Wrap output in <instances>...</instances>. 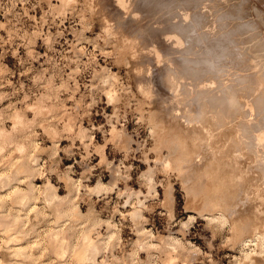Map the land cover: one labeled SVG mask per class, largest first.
Instances as JSON below:
<instances>
[{"label": "rangeland", "instance_id": "1", "mask_svg": "<svg viewBox=\"0 0 264 264\" xmlns=\"http://www.w3.org/2000/svg\"><path fill=\"white\" fill-rule=\"evenodd\" d=\"M262 20L0 0V264H264Z\"/></svg>", "mask_w": 264, "mask_h": 264}, {"label": "bare ground", "instance_id": "2", "mask_svg": "<svg viewBox=\"0 0 264 264\" xmlns=\"http://www.w3.org/2000/svg\"><path fill=\"white\" fill-rule=\"evenodd\" d=\"M203 2H204V1H203ZM240 2H241V1H240ZM219 4H220V3H219ZM234 4H235V3H234ZM240 4H241V3H240ZM218 6H219V5H218ZM220 6H221V5H220ZM200 7H201V6H200ZM202 7H203V6H202ZM240 7H241V6H240ZM219 8H220V7H219ZM238 8H239V7H238ZM255 8H256V7H255ZM255 8H254V9H255ZM225 9H226V8H225ZM202 10H203V9H202ZM217 10H218V9H217ZM233 10H234V9H233ZM251 11H252V10H251ZM255 11H256V10H255ZM190 12H191V11H190ZM227 12H228V11H227ZM236 12H237V11H236ZM257 12H258V13H257L256 16H257V17H258V15L261 16V14H259V11H257ZM225 13H226V12H225ZM255 13H256V12H255ZM217 15H218V14H217ZM225 15H226V14H225ZM227 15H228V14H227ZM237 16H238V15H237ZM203 17H204V15H203ZM215 17H216V16H215ZM227 17H228V16H227ZM212 18H213V17H212ZM258 18H259V17H258ZM235 19H236V18H235ZM237 19H238V18H237ZM253 19H254V18H253ZM189 21H190V20H189ZM191 21H192V20H191ZM213 21H214V20H213ZM242 21H243V20H242ZM262 21H264V20H262ZM191 23H192V22H191ZM209 23H210V22H209ZM211 23H212V20H211ZM236 23H237V22H236ZM242 23H243V22H242ZM194 24H195V23H194ZM225 24H226V23H225ZM230 24H231V23H230ZM195 25H196V24H195ZM242 25H243V24H242ZM212 26H213V25H212ZM200 27H201V26H200ZM221 27H222V25H221ZM236 27H237V26H236ZM249 27H250V26H249ZM208 28H209V27H208ZM241 28H242V27H241ZM244 28H245V27H244ZM214 29H216V28H214ZM248 29H249V28H248ZM205 30H206V29H205ZM207 30H208V29H207ZM228 30H229V29H228ZM243 30H244V29H243ZM256 30H257V29H256ZM192 32H193V31H192ZM222 32H223V30H222ZM241 32H242V31H241ZM244 33H245V32H244ZM216 34H217V33H216ZM218 35H219V34H218ZM249 35H250V34H249ZM215 36H216V35H215ZM261 36H262V35H261ZM192 37H193V36H192ZM201 38H202V37H201ZM214 38H215V37H214ZM253 38H254V37H253ZM205 40H206V39H205ZM237 40H238V39H237ZM203 41H204V40H203ZM203 41H201V42H203ZM252 42H253V41H252ZM248 45H249V44H248ZM195 46H196V45H195ZM205 46H206V45H205ZM229 46L231 47V45H229ZM206 47H207V46H206ZM206 47H205V48H206ZM196 49H197V48H196ZM207 49H208V47H207ZM234 50H235V49H234ZM208 51H209V50H208ZM194 54H195V53H194ZM208 55H209V54H208ZM210 56H211V55H210ZM261 56H262V55H261ZM230 57H231V56H230ZM262 57H264V56H262ZM195 58H196V57H195ZM226 58H227V57H226ZM226 58H225V59H226ZM230 59H231V58H230ZM213 60H214V59H213ZM223 60H224V59H223ZM207 61H208V60H207ZM211 61H212V60H211ZM211 61H210V62H211ZM229 61H230V60H229ZM254 61H255V60H254ZM212 62H213V61H212ZM198 64H199V63H198ZM212 64H213V63H212ZM201 65H202V64H201ZM210 65H211V64H210ZM191 67H192V66H191ZM205 67H206V66H205ZM194 69H195V68H194ZM204 70H205V69H204ZM255 70H256V69H255ZM201 71H202V70H201ZM205 71H206V70H205ZM207 71H208V70H207ZM207 71L205 72L206 75H208V74H207ZM231 71H232V70H231ZM202 72H203V71H202ZM199 73H200V72H199ZM221 73H222V72H221ZM233 73H234V72H233ZM259 73H260V72H259ZM199 75H200V74H199ZM214 75H215V74H214ZM191 76H192V75H191ZM211 76H213V74H211ZM219 76H220V75H219ZM225 76H226V75H225ZM230 76H231V75H230ZM191 78H192V77H191ZM212 78H213V77H212ZM201 79H202V78H201ZM212 80H213V79H212ZM215 80H216V79H215ZM234 80H235V78H234ZM258 80H259V79H258ZM192 81H193V80H192ZM200 81H201V80H200ZM209 81H210V80H209ZM224 81H225V80H224ZM197 82H198V81H197ZM210 82H211V81H210ZM216 82H217V81H216ZM227 82H228V81H227ZM230 82H231V81H230ZM230 82H229V84H230ZM232 82H233V81H232ZM191 83H192V82H191ZM203 83H204V82H203ZM208 83H209V82H208ZM260 83H261V82H260ZM201 85H203V84H201ZM208 85H209V84H208ZM225 85H226V84H225ZM243 85H244V84H243ZM245 85H246V84H245ZM194 86H195V85H194ZM194 86H193V87H194ZM233 86H234V85H233ZM250 86H251V85H250ZM207 87H208V86H207ZM210 87H211V86H210ZM215 87H216V86H215ZM248 87H249V86H248ZM202 88H203V87H202ZM219 88H220V87H219ZM229 88H230V87H229ZM231 88H232V87H231ZM261 88H262V87H261ZM216 89H217V88H216ZM233 89H234V87H233ZM209 90H210V89H209ZM209 90H208V91H209ZM219 90H220V89H219ZM227 90H228V89H227ZM249 90H250V89H249ZM255 90H256V89H255ZM217 91H218V90H217ZM231 91H232V90H231ZM262 91H264V90H262ZM202 92H203V91H202ZM254 92H255V91H254ZM199 93H200V91H199ZM209 93H210V92H209ZM205 94H206V93H205ZM253 94H254V93H253ZM216 95H217V94H216ZM245 95H247V93H246ZM211 97H212V96H211ZM214 97H215V95H214ZM220 97H221V95H220ZM252 98H253V97H252ZM211 99H212V98H211ZM253 99H255V98H253ZM220 101H221V100H220ZM261 101H262V100H261ZM217 105H218V104H217ZM253 107H254V106H253ZM252 109H253V108H252ZM250 125H251V124H250ZM261 129H262V128H261ZM262 131H264V129H262ZM262 131H261V132H262ZM262 133H264V132H262ZM262 133H261V134H262ZM261 134H259V136H260ZM255 136H256V135H255ZM262 136H264V135H261L260 138H261ZM262 138H264V137H262ZM262 141H264V140H262ZM256 142H257V141H256ZM258 142H259V141H258ZM262 143H264V142H262ZM261 145H262V144H261ZM261 145H260V146H261ZM261 147H262V146H261ZM52 187H53V186H52ZM54 188L56 189V187H54ZM46 189H47V188H46ZM15 192H17V191H15ZM17 193H18V192H17ZM48 194H49V193H48ZM48 194H47V196H48ZM50 196L53 197V195H50ZM50 196H49V197H50ZM49 197H48V199H49ZM55 197L57 198V193H56V192H55ZM46 198H47V197H46ZM50 198H51V197H50ZM51 200H52V199H51ZM57 212H58V211H57ZM14 214H15V213H14ZM215 218H216V217H215ZM6 221H7V220H6ZM4 230H5V229H4ZM86 230H87V228H86ZM254 231H255V230H254ZM12 232H13V231H12ZM15 232H16V231H15ZM86 232H87V231H86ZM3 234H4V233H3ZM253 235H254V234H253ZM9 236H11V235H9ZM253 237H254V236H253ZM8 238H9V237H8ZM18 238H19V237H18ZM248 239H249V238H248ZM248 239H247V240H248ZM13 240H14V239H13ZM85 242H86V241H85ZM91 242H92V240L90 241L89 245H91L90 248H91L92 251L94 252V250L96 251V249H97V248H96L97 245H96V244H92ZM82 243H83V242H82ZM65 244H66V243H65ZM63 245H64V244H63ZM92 245H94V246H92ZM95 245H96V246H95ZM64 246H65V245H64ZM66 246H67V244H66ZM66 248H67V247H65L64 250H66ZM172 248H173V247H172ZM23 249H24V248H23ZM91 249H90V250H91ZM19 252H20V251H19ZM90 252H91V251H90ZM91 253H92V252H91ZM91 253H90V254H91ZM92 254H93V253H92Z\"/></svg>", "mask_w": 264, "mask_h": 264}]
</instances>
